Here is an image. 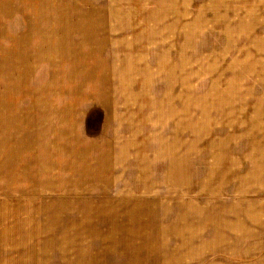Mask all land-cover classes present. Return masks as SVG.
Segmentation results:
<instances>
[{"label": "rangeland", "instance_id": "rangeland-1", "mask_svg": "<svg viewBox=\"0 0 264 264\" xmlns=\"http://www.w3.org/2000/svg\"><path fill=\"white\" fill-rule=\"evenodd\" d=\"M0 264H264V0H0Z\"/></svg>", "mask_w": 264, "mask_h": 264}, {"label": "crops", "instance_id": "crops-1", "mask_svg": "<svg viewBox=\"0 0 264 264\" xmlns=\"http://www.w3.org/2000/svg\"><path fill=\"white\" fill-rule=\"evenodd\" d=\"M250 29H251V28H249V30H250ZM139 153H140V152H139ZM174 162H175L176 164H179V166L177 165L175 169H172V168L168 167L169 170H170V173H169V174H171V175H170V178H171L170 180H171L173 183H175L177 187L181 186V184H178V182H180V180H181V182H182V186L184 187V186H185L184 181H185V179H186V175L183 174V173L186 172V169H185V167H183V165H184V163H185L186 161H184V159H183L182 156H177V158L175 159ZM143 172H144V171H143ZM172 179H173V180H172ZM167 183H168V184H172V183H170V182H167ZM181 193H182V194H183V193L185 194V191H182Z\"/></svg>", "mask_w": 264, "mask_h": 264}, {"label": "bare ground", "instance_id": "bare-ground-1", "mask_svg": "<svg viewBox=\"0 0 264 264\" xmlns=\"http://www.w3.org/2000/svg\"><path fill=\"white\" fill-rule=\"evenodd\" d=\"M178 166H179V164H178Z\"/></svg>", "mask_w": 264, "mask_h": 264}]
</instances>
